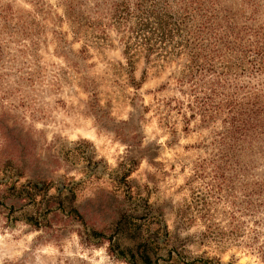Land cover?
I'll return each instance as SVG.
<instances>
[{"label": "rangeland", "instance_id": "rangeland-1", "mask_svg": "<svg viewBox=\"0 0 264 264\" xmlns=\"http://www.w3.org/2000/svg\"><path fill=\"white\" fill-rule=\"evenodd\" d=\"M219 1L264 21V0ZM66 6L0 0V264H128L88 237L111 233L120 213L138 242L157 246L159 264H170L168 250L264 264V224L244 213L239 183L233 196L213 182L220 123L186 121L175 107L185 59L128 63L125 30L104 14L98 22L93 7L97 23L79 31ZM251 163L264 177V158Z\"/></svg>", "mask_w": 264, "mask_h": 264}, {"label": "trees", "instance_id": "trees-1", "mask_svg": "<svg viewBox=\"0 0 264 264\" xmlns=\"http://www.w3.org/2000/svg\"><path fill=\"white\" fill-rule=\"evenodd\" d=\"M89 1L66 0L67 14L80 31L85 24L97 23L90 14L94 7L98 22L104 14L109 24L125 30L128 63L140 53L147 60L160 54V58L166 56L163 59H185L177 80L184 99L175 98V107L186 121L198 116L205 125L220 123L209 160L213 182L221 181L233 196L239 183L244 213L257 216L264 224V177L250 173L254 166L251 157L264 158V87H260L264 76V21L254 25L248 22L252 17H245L240 10L222 8L219 0H178L175 8L172 0ZM239 14L245 21L242 24L237 21ZM244 75L245 84H238V78ZM69 212L80 217L74 206ZM130 226L126 214L120 213L111 233L93 230L88 237L107 239L109 251L128 264H159L157 246L138 242V233L131 232ZM129 238L136 242L124 244ZM166 254L170 264H232L203 257L186 261L176 250Z\"/></svg>", "mask_w": 264, "mask_h": 264}]
</instances>
